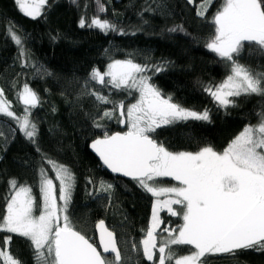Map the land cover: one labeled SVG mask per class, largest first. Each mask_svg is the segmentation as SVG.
<instances>
[{
  "label": "trees",
  "instance_id": "obj_1",
  "mask_svg": "<svg viewBox=\"0 0 264 264\" xmlns=\"http://www.w3.org/2000/svg\"><path fill=\"white\" fill-rule=\"evenodd\" d=\"M222 2L212 0L205 14L207 19H202L196 15L201 0H194L192 4L188 0H100L106 9L104 12H99L95 0H79V7L69 0H48L43 15L33 19L18 8L15 0H0V88L3 96L17 115L24 112L25 105L18 93H22L25 83L40 98V104L30 109V119L38 127L36 145L19 130L13 131L18 127L14 121L0 118V132H3L0 136V216L6 207L8 182L12 179L31 186L32 195L40 201L39 169L41 166L49 168L42 161L44 154L66 165L75 175V188L67 212L74 230L98 246L95 226L103 220L115 233L122 259L127 258L129 264H152L133 252L131 243L134 241L140 247L139 242L145 238L141 230L150 227L155 198L134 180L111 175L89 149L90 143L103 137L105 131L109 135L128 131L127 117L123 118L125 123H118L116 118L105 119L101 121L103 128L94 127L93 119L112 106L98 109L92 97L80 96V93L92 69L104 72L113 60L131 56L140 64L169 61L167 70L154 75L150 83L185 108L209 109L211 122L190 120L162 125L149 135L171 152H196L209 145L222 151L246 125L258 124V113L264 111V99L258 96L240 98L236 108L217 109L213 99L203 90L208 84L220 83L227 74L216 55L204 47L213 31L212 16ZM149 7L153 11H145ZM97 15L127 34H105L97 28L80 27L82 17L88 23ZM9 25L23 37L28 64L21 63L20 49L8 35ZM176 25H182L197 40L194 42L183 33L167 31ZM239 62L264 72V54L247 45ZM39 69H46L52 75H38ZM91 87L101 90L96 84ZM103 95L124 101L125 105L137 99L135 90L129 96L123 91L103 89ZM36 146L40 152L36 151ZM47 174L55 180L50 168ZM100 181L114 185L110 196L94 191ZM156 182L159 187L179 185L172 178L160 177ZM160 219L158 233L165 227L174 229L183 223L182 215H171L168 210L160 212ZM4 235L0 232V247ZM8 247L23 264H33L25 239L13 234ZM179 254L189 255V246L181 247ZM200 263L264 264V251L237 250L234 256L206 254Z\"/></svg>",
  "mask_w": 264,
  "mask_h": 264
},
{
  "label": "snow or ice",
  "instance_id": "obj_2",
  "mask_svg": "<svg viewBox=\"0 0 264 264\" xmlns=\"http://www.w3.org/2000/svg\"><path fill=\"white\" fill-rule=\"evenodd\" d=\"M69 2L80 6L79 0ZM95 2L99 12L106 11L100 0ZM15 3L26 16L35 19L43 15L48 0H15ZM188 3H194V0H188ZM211 3L212 0H201L196 15L207 19L205 14ZM145 11L153 9L149 7ZM210 23L213 31L204 47L216 55L227 74L220 83L204 86V92L213 99L217 109L225 111L229 107H239L237 101L240 98L258 96L264 99V72L239 62L246 45L264 54V0H223ZM79 24L80 27L97 28L105 34H127L98 15L88 23L82 17ZM7 31L20 49L22 65L28 64L23 37L11 25ZM167 31L180 32L194 42L197 40L182 25ZM170 63L140 64L131 56L113 60L104 72L93 68L80 93V96L92 97L98 109L112 106L93 119L94 127L103 128L101 121L105 119L116 118L118 123H125L123 118L127 117L130 123L127 132L109 135L105 131L103 137L93 140L90 147L113 173L131 177L141 189L156 198L150 227L141 230L145 238L139 242L140 247L133 241L131 248L152 264H200L201 257L206 254L234 256L237 250L264 251V111L258 113V124L246 125L222 151L218 152L210 145L196 152L168 151L149 134L162 125L190 120L211 122L209 109L185 108L172 102L171 95H163L150 83L152 77L166 71ZM31 66L36 68L35 64ZM37 74L52 75L46 69H39ZM92 84L100 86L101 90L97 91ZM103 89L123 91L129 96L135 90L136 102L125 105L124 101L112 100L103 95ZM18 97L25 105L23 115L9 110L10 102L3 98L0 88V118L14 121L18 127L13 131L19 130L36 145L38 127L30 119V109L40 104L39 95L25 83ZM36 151L40 152L38 146ZM41 158L55 173L59 200L63 203H57V185L47 174L49 168L41 166L39 169V202L32 195L31 186L10 180L6 207L0 216V232L5 233L0 247V264H23L9 251L13 234L26 240L33 264H129L127 258L121 257L115 233L108 230L103 220L98 221L97 228L102 252L106 255L74 230L67 212L75 188V175L66 165L44 154ZM158 177H174L181 186L159 187ZM113 190L114 185L104 181L94 189L109 196ZM165 195L175 198L161 201L159 198ZM172 205H182L180 212L174 211ZM160 208H167L174 216L182 215L183 223L174 229L165 227L158 233L157 228L162 223L158 218ZM37 211L38 215L35 214ZM183 246H189V255L179 254Z\"/></svg>",
  "mask_w": 264,
  "mask_h": 264
},
{
  "label": "rangeland",
  "instance_id": "obj_3",
  "mask_svg": "<svg viewBox=\"0 0 264 264\" xmlns=\"http://www.w3.org/2000/svg\"><path fill=\"white\" fill-rule=\"evenodd\" d=\"M3 98L6 100V98L3 96ZM7 101V100H6ZM21 101H22V99H21ZM23 102V101H22ZM135 103V102H134ZM9 110H11V111H13L14 112V110L12 109V107L10 106V108H9ZM15 113V112H14ZM129 126H130V123H129ZM129 130V129H128ZM158 178H160V177H158ZM162 178H172V179H174V177H162ZM175 180V179H174ZM175 181H177V180H175ZM177 182H179V181H177ZM54 184H56L57 185V189H56V195H57V203H58V205H61L63 202L62 201H60L59 200V186H58V181H56V180H54ZM181 186V184H180V182H179V185H174V186H164V187H166V188H170V187H180ZM163 187V186H162ZM155 198V197H154ZM169 198H175V196L173 195V196H171V197H169V196H167V195H165V196H161L159 199L161 200V201H163V200H165V199H169ZM155 200H156V198H155ZM155 200H154V203H155ZM172 208H173V210L174 211H177L178 212V210H180L181 208H182V205H172ZM162 210H168L167 208H160L159 209V212H158V218H159V220L161 221V219H160V212L162 211ZM153 212V211H152ZM61 226H62V221H61ZM160 226V225H159ZM159 228V227H158ZM158 228H157V232H158ZM163 235H165V236H167L168 234H163ZM159 240H160V237L158 236L157 237V241H158V243H159ZM201 264V263H200Z\"/></svg>",
  "mask_w": 264,
  "mask_h": 264
},
{
  "label": "water",
  "instance_id": "obj_4",
  "mask_svg": "<svg viewBox=\"0 0 264 264\" xmlns=\"http://www.w3.org/2000/svg\"><path fill=\"white\" fill-rule=\"evenodd\" d=\"M127 132V131H126ZM116 133V132H115ZM121 133H123V132H121ZM102 138V137H101ZM92 143V142H91ZM91 143H90V145H91ZM89 149H90V151L98 158V160L100 161V163H101V165L111 174V175H113V176H115V177H120V178H123V179H128V180H132V178L131 177H126V176H124L122 173H113L112 171H111V169H109L106 165H104L103 164V162H102V160L100 159V157H99V155L89 146ZM105 226L107 227V225H106V223H105ZM108 228V227H107ZM95 230H96V235H97V241H98V246H96L93 242H91V240H89L88 238H86V239H88L89 240V242L90 243H92L94 246H96L97 247V249L99 250V251H101L102 252V246H101V244H100V240H99V230H98V228H97V224H96V226H95ZM108 230L109 231H111L109 228H108ZM76 231V230H75ZM83 235V234H82ZM117 240V239H116ZM117 247L119 248V246H118V243H117ZM102 255H106V254H104L103 252H102Z\"/></svg>",
  "mask_w": 264,
  "mask_h": 264
}]
</instances>
